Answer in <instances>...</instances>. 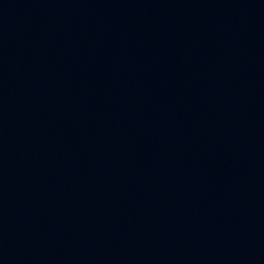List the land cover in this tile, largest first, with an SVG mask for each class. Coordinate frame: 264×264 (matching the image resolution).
Instances as JSON below:
<instances>
[{
	"label": "water",
	"instance_id": "obj_1",
	"mask_svg": "<svg viewBox=\"0 0 264 264\" xmlns=\"http://www.w3.org/2000/svg\"><path fill=\"white\" fill-rule=\"evenodd\" d=\"M0 264H264V0H0Z\"/></svg>",
	"mask_w": 264,
	"mask_h": 264
}]
</instances>
